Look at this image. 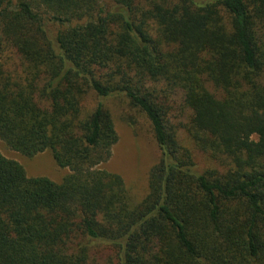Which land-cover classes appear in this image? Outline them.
<instances>
[{"label":"trees","instance_id":"obj_1","mask_svg":"<svg viewBox=\"0 0 264 264\" xmlns=\"http://www.w3.org/2000/svg\"><path fill=\"white\" fill-rule=\"evenodd\" d=\"M113 96L162 150L139 202L102 167ZM0 137L70 170L0 152V264H264V0H0Z\"/></svg>","mask_w":264,"mask_h":264},{"label":"rangeland","instance_id":"obj_2","mask_svg":"<svg viewBox=\"0 0 264 264\" xmlns=\"http://www.w3.org/2000/svg\"><path fill=\"white\" fill-rule=\"evenodd\" d=\"M55 30V24H52ZM85 106L93 108L97 102L94 96L86 97ZM104 104L112 113L118 133V141L112 149L108 161L102 167L108 171L120 174L124 179L132 198L139 202L148 193L149 173L160 160L162 150L152 132L149 121L136 109L131 107L122 96L104 99ZM182 141L193 150L197 168L204 172L209 168H217L207 153L198 150L185 132L181 133ZM0 152L6 157L18 161L24 167L28 176H46L56 182H62L70 173L68 168L60 167L51 151L46 150L34 156H26L11 147L0 137ZM108 248H94L92 257L98 263L107 259Z\"/></svg>","mask_w":264,"mask_h":264}]
</instances>
